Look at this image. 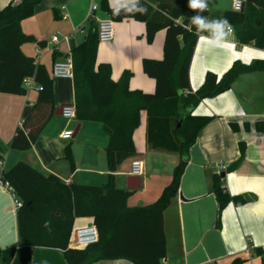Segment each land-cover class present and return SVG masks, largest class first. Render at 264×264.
<instances>
[{"label":"crops","instance_id":"crops-1","mask_svg":"<svg viewBox=\"0 0 264 264\" xmlns=\"http://www.w3.org/2000/svg\"><path fill=\"white\" fill-rule=\"evenodd\" d=\"M10 1L0 0V8ZM232 3L233 0H208L203 15L209 19H224L226 10H234ZM90 18H95L98 24L111 19L101 8V0H40L34 13L22 20V31L35 40L24 42L21 49L34 57L36 63L45 65L53 78L54 112L30 148L15 149L11 141L16 129L22 126L24 109L37 102L40 90L33 87L26 88L22 94L0 92V155L3 161L0 179L3 170L25 161L66 184L101 185L108 180L106 148L109 136L106 129L96 120L64 118L61 108L74 103L73 79L52 76L54 62L70 56L73 48L84 40ZM113 22L115 36L111 41L99 43L97 62L111 64L115 81L124 70L132 71L130 88L153 93L156 81L144 72L142 61L163 58L165 30H159L149 42L144 22L133 18ZM53 36H58V40L53 41ZM208 37L207 31L200 32L194 49L189 72L192 92L203 84L209 71L221 76L237 59L250 63L264 58V48L240 43L234 31L226 39L219 35L215 39ZM192 114L212 119L190 147L178 194L164 211L167 252L163 264H233L238 257L243 260L237 264H264V251L254 252V247L264 249V132L255 128L257 121H264V71L240 74L230 89L215 97L203 98ZM232 123L239 129L235 130ZM245 124H249L250 129H246ZM146 126L147 113L143 111L140 125L134 131L136 152L124 158L115 172L116 185L131 191L130 206L156 200L171 181L180 161L178 152L153 147L147 142ZM68 128L74 130V136L63 139L60 133ZM242 143L244 157L230 170L240 156ZM68 147L74 167L66 158ZM134 159L144 163L140 178L131 174ZM221 165L225 168L220 170ZM223 171L225 189L232 195L244 196L245 201H231L219 211L211 186L214 174ZM17 209L12 195L0 185L1 249L19 248ZM92 221L90 216L75 218L70 246L75 230ZM31 259L32 264H68L63 250L57 247L33 246ZM91 264L134 263L116 258L100 259Z\"/></svg>","mask_w":264,"mask_h":264},{"label":"trees","instance_id":"trees-1","mask_svg":"<svg viewBox=\"0 0 264 264\" xmlns=\"http://www.w3.org/2000/svg\"><path fill=\"white\" fill-rule=\"evenodd\" d=\"M39 1L12 0L0 8V92L24 93L23 80L32 75L43 86L37 102L24 109L22 126L16 129L11 141L15 149L30 148L54 112L53 78L45 65L36 63L34 57L21 49L24 42L35 40L22 31L21 22L34 13ZM139 2L146 11L128 13L122 10L114 15L108 0H101V8L114 21L133 18L144 22L149 42L159 30H165L163 58L142 61L144 72L156 81L153 93L130 88L132 71L124 70L115 81L111 64L97 62L100 40L95 18L89 19L84 40L71 52L76 117L99 121L106 129L109 136L106 148L108 180L101 185L66 184L25 161L3 170L1 179L13 185L21 206L17 209L19 248H0V264H32L33 246L61 248L68 264H91L100 259L116 258H126L134 264H163L167 252L164 211L178 194L190 147L212 119L193 115L192 111L203 98L215 97L230 89L240 74L264 71V58L250 63L237 59L221 76L209 71L203 84L192 92L190 64L200 32L190 21L196 12L188 7V0ZM224 18L232 25L240 43L264 48V0H246L241 11L226 10ZM143 111L147 113V142L153 147L178 152L180 161L171 181L156 200L130 206L131 191L116 185L115 172L124 158L136 152L134 131L140 125ZM232 127L239 129L235 123ZM245 128L250 129V125L245 124ZM255 128L264 132V121H257ZM244 153L242 143L240 156L230 170L239 165ZM66 158L74 167L69 147ZM224 180L221 174H214L212 179L211 190L219 211L231 201H245L242 195L230 194ZM82 216L93 218L99 241L84 247L70 246L75 218ZM263 251L262 247H254L258 254ZM242 260L238 257L233 264Z\"/></svg>","mask_w":264,"mask_h":264},{"label":"built area","instance_id":"built-area-1","mask_svg":"<svg viewBox=\"0 0 264 264\" xmlns=\"http://www.w3.org/2000/svg\"><path fill=\"white\" fill-rule=\"evenodd\" d=\"M246 0H240V10L241 11L245 6ZM236 0H233L232 6ZM97 5H94L93 9H96ZM234 31L231 25V33ZM115 36L114 22L112 19H106L99 22V40L100 42L111 41ZM58 36H53V41H57ZM52 76L54 78H64V79H73L74 77V64L71 55L65 59L58 60L54 62L52 67ZM23 84L27 89L36 87L41 90L42 85L37 84L35 77L27 76L23 80ZM62 116L66 119H72L76 117V107L74 103H68L62 107ZM60 136L63 139H71L74 136L73 129H64ZM0 165H3V161L0 160ZM225 166L221 165L220 170L224 169ZM144 172V163L141 159H134L131 162V174L141 176ZM220 171H218L219 173ZM0 185L9 192L14 198L15 207L18 208L21 206V201L18 198L15 188L8 181H3L0 179ZM99 241V231L97 226L94 223L88 224L86 226L78 227L75 230L74 237L72 240V246L75 247H84L89 244H93Z\"/></svg>","mask_w":264,"mask_h":264},{"label":"clouds","instance_id":"clouds-1","mask_svg":"<svg viewBox=\"0 0 264 264\" xmlns=\"http://www.w3.org/2000/svg\"><path fill=\"white\" fill-rule=\"evenodd\" d=\"M109 4L113 8L114 15H119L122 10L128 13L146 11L140 5L139 0H109ZM188 7L196 12L190 22L196 27L198 33L207 31L209 39H215L218 35L222 39H226L230 35L231 25L226 18L209 19L203 15V12L208 8V0H188ZM234 10H240V0H236Z\"/></svg>","mask_w":264,"mask_h":264},{"label":"water","instance_id":"water-1","mask_svg":"<svg viewBox=\"0 0 264 264\" xmlns=\"http://www.w3.org/2000/svg\"><path fill=\"white\" fill-rule=\"evenodd\" d=\"M61 111H62V108H61ZM221 175H222V176H225V171H223V172L221 173ZM132 178H133V177H132ZM139 178H140V176H139ZM131 187H137V186L132 185Z\"/></svg>","mask_w":264,"mask_h":264}]
</instances>
